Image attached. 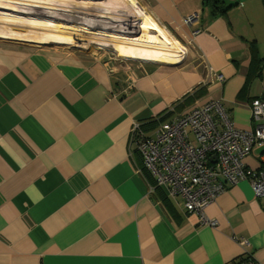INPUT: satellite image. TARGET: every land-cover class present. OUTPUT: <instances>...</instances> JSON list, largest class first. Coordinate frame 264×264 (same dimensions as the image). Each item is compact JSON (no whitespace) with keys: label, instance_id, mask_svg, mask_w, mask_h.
<instances>
[{"label":"crops","instance_id":"0c3cea01","mask_svg":"<svg viewBox=\"0 0 264 264\" xmlns=\"http://www.w3.org/2000/svg\"><path fill=\"white\" fill-rule=\"evenodd\" d=\"M211 1L146 0L184 25L209 74L191 106L218 99L232 123L251 128L250 100H264V0H214L219 10ZM64 78L0 62V264H264V197L246 180L204 208L216 224L204 223L180 196L151 188L140 163L132 120L145 129L162 103ZM253 148L245 170L264 168V146Z\"/></svg>","mask_w":264,"mask_h":264},{"label":"rangeland","instance_id":"374dc122","mask_svg":"<svg viewBox=\"0 0 264 264\" xmlns=\"http://www.w3.org/2000/svg\"><path fill=\"white\" fill-rule=\"evenodd\" d=\"M78 8H80V10H78ZM17 17L19 19H16ZM149 18L155 28L148 25ZM41 20L44 22H41ZM50 20L55 21L56 23L63 22L67 27L60 29L57 25L49 23L48 21ZM41 24L44 26H41ZM25 26L27 28L35 27L37 30L46 29L49 32L52 31L60 33L57 34L50 32V34L57 35V37L60 38L44 35L48 38L59 41H57V46L53 47L52 52L50 54L47 53L49 55L48 57L58 59L61 53H66L72 56L70 61L77 64L78 58L81 57H115L112 53V47L108 51H104L96 50L90 44L89 46L84 45L83 41H91L86 40V38H89L86 36L93 37V41H98L97 39L101 38L103 41L107 40L113 43L118 42L121 37L127 38L130 40L129 43L133 46V48L138 50H124L125 52H123V55H126V52H139L144 56H153L152 53H154V55H157L155 57L161 59V61L164 60V58H167L170 50H172V48L169 49L170 45L173 46V49L184 50L186 57H188L194 69H185L186 71L182 72H178L179 70H177L175 75L176 77L184 76L185 78H188V76L184 75V73L190 72L192 76L189 77V82L183 86L180 91L176 92L173 96H171V98L161 101L162 105L158 112H161V114L157 115V119L153 118L154 121L147 124L148 128L147 126H144L145 129H148V133L154 132L162 122L168 120V117L160 121L158 118L160 119L164 115H175L182 112V110L191 106L194 101L201 100L203 95H195L196 97L194 100L190 101L184 108L180 109L176 107L173 112L168 113V109H166L167 105L173 104H170V102H173L179 96H181L180 99H182L185 95L193 93L195 89L207 84V82L210 81L208 72L201 64H199L196 54L187 45L188 43L186 40H188L189 35L185 34L181 30L184 25H176L173 22L163 20L161 17L157 16L153 10L147 7L146 0H0V28L7 30V32L0 30V62L9 61L11 65L22 62L28 64L34 69L49 70L54 73H58L64 78V75L57 71L49 68H41L38 65H33L24 61V51H14V49L22 47L12 44L10 40L14 41V43L16 40L20 41L19 38H21V33H24L20 28L26 29ZM70 28H72V30ZM155 29H158L160 33ZM69 32H72L75 35L79 34V36H83V41L81 38L71 36ZM38 35L39 34L34 36L38 38ZM162 35L167 37L168 42L164 41ZM91 37L89 39H91ZM79 40H81V42ZM52 43L55 44L54 42ZM126 46L131 47L130 45ZM73 49L75 50L73 51ZM35 52H37L38 55H42L44 53L41 52L40 54V52L36 50ZM54 53H57L58 55H54ZM47 54L43 55V57H47ZM116 58L137 66L153 67V65H155L153 63L144 62L141 57L135 58L131 56H116ZM162 63V69L165 70H172L176 66L174 63ZM115 72L120 73L121 77H127L124 80H141V77L134 73V70L130 72L127 69L121 68L115 70ZM65 81L68 82L66 79ZM142 81L147 82L145 79ZM150 83L154 85L155 81L151 80ZM107 86V89L110 90L111 84ZM204 88L205 87L203 86V89ZM121 90V88H115L116 92L113 93L128 96L125 93L127 91L122 92L123 90ZM106 93L107 95H116L110 92ZM128 93L131 92L128 91Z\"/></svg>","mask_w":264,"mask_h":264},{"label":"built area","instance_id":"2783aa9c","mask_svg":"<svg viewBox=\"0 0 264 264\" xmlns=\"http://www.w3.org/2000/svg\"><path fill=\"white\" fill-rule=\"evenodd\" d=\"M195 19L192 13L183 22L190 25ZM215 78L224 81L222 74ZM249 110L251 128L232 123L218 99H208L170 117L152 135L133 120L131 136L142 168L154 175L151 188L164 187L172 197L180 196L188 211L210 225L216 221L205 217L204 208L228 187L246 180L255 197H264V168L245 170L242 164L253 147L264 146V100L251 98ZM245 264L253 263L248 260Z\"/></svg>","mask_w":264,"mask_h":264},{"label":"bare ground","instance_id":"6f19581e","mask_svg":"<svg viewBox=\"0 0 264 264\" xmlns=\"http://www.w3.org/2000/svg\"><path fill=\"white\" fill-rule=\"evenodd\" d=\"M80 10V8H78ZM52 16V14H51ZM16 19H19L18 17ZM41 22H44L41 20ZM51 24L57 25L60 29L67 27L63 22L56 23L55 21H48ZM148 25H152V21L149 18ZM41 26H44L41 24ZM46 27V26H45ZM154 27V26H153ZM26 29L20 28L23 30L24 33H21L20 41H12V44H16L22 48H16L14 51L25 52L23 54L24 61L29 62L33 65H38L39 67L43 68H49L54 71H57L61 73L64 76H68L71 78H79L91 82L99 83L103 86L108 87L107 85L111 84L110 88H121L123 91H129L136 96H141L145 99L154 101V102H161L162 100H165L169 98L170 96H173L176 92L180 91V89L185 86L192 74L190 72L184 73V75H187L188 78L182 77H176V72H182L186 71L185 69H194L193 65L191 64L188 57H186V53L182 49H173V46L170 45L169 55L167 58H164V60L161 61V59L155 57L157 55H149L144 56L141 55L139 52H133V53H127L126 55H123L124 50H138L136 48H133V46L129 43V39L127 38H119L118 42H110V41H103V39H97L98 41H93V37L91 39L86 38V40L91 41H83V36H79V34H74L72 32H69L71 36L76 38H81L84 42V45L89 46L92 45L96 50H104L108 51L112 47V53L115 55V57H105V56H94V57H81L78 58V64L72 63L70 60L72 56L70 54L61 53L59 55L60 57L58 59L53 57H48L49 55L47 53H51L53 47L57 46L58 40H54L51 38H48L44 35L57 37V35L50 34L52 31H48L46 29L37 30L35 27L27 28ZM155 28V27H154ZM72 30V28H70ZM0 30H4L7 32V30L0 28ZM70 30V31H71ZM157 30L159 33L160 31ZM57 33V32H52ZM38 35V38L35 37ZM60 34V33H57ZM35 35V36H34ZM165 42H168L167 37L162 35ZM41 38V39H39ZM48 38V39H47ZM60 38V37H57ZM18 39V40H19ZM51 40V41H50ZM48 41V42H46ZM58 41V42H57ZM81 42V40H79ZM78 41V42H79ZM117 41V40H116ZM54 42L55 44H53ZM98 42V43H96ZM148 44V43H147ZM126 45H130L126 46ZM44 52L42 55H38L37 52ZM75 49H73L74 51ZM32 52V53H31ZM99 52V51H96ZM111 52V51H110ZM47 57H43V55H46ZM53 54V53H52ZM54 55H58L57 53H54ZM28 56V58H27ZM116 56H131L135 58L141 57V59L144 62L153 63V67L150 66H137L131 63H127L124 61H121L116 58ZM67 58V59H66ZM54 59V60H52ZM162 62H168L170 64L176 65L174 69L172 70H165L163 68ZM127 69L128 71H135L134 73L138 74L139 77H141L140 81L134 80V79H128L124 80L127 77H121L120 73L115 72V70L118 69ZM114 71V72H113ZM122 78V79H121ZM145 79L147 82H143L142 80ZM155 81L154 85L150 83V81ZM183 80V81H180ZM159 82V83H157ZM121 90V91H122Z\"/></svg>","mask_w":264,"mask_h":264},{"label":"trees","instance_id":"16d2710c","mask_svg":"<svg viewBox=\"0 0 264 264\" xmlns=\"http://www.w3.org/2000/svg\"><path fill=\"white\" fill-rule=\"evenodd\" d=\"M206 1H208V0H206ZM211 6L213 7V9H215V10H219V9H223V8H225V6L221 3V2H217V1H214V0H212L211 2ZM219 3H221V4H219ZM212 9V10H213ZM260 62H261V58H260V60H259ZM259 61H255L254 62V65H255V63L256 62H259ZM203 86H205V85H202L201 87H199V88H197V89H195L194 91H193V93H190V94H187V95H185L181 100H179L180 98H181V96H179V97H177L172 103H173V105H175V107L174 108H184L187 104H189V102L190 101H193L194 100V98L196 97L195 95H197V96H201V95H204L205 93H206V89L204 88L203 89ZM203 92V93H202ZM179 109V110H180ZM178 110V111H179ZM169 113V112H168ZM161 114V113H160ZM160 114H158V115H160ZM169 116H171V114L170 115H164V116H162L160 119L158 118V120H162V119H165V118H167V117H169ZM154 119H157V116L156 117H154ZM146 122V125H144V126H147V124L149 123V122H152V121H154L153 120V118H150V119H146L145 120ZM147 128H148V126H147ZM145 130H148V129H145ZM141 161V160H140ZM141 163V162H140ZM243 260H245V259H239V260H237V261H239L240 263H242V261ZM237 261H233L231 264H239V262H237Z\"/></svg>","mask_w":264,"mask_h":264},{"label":"flooded vegetation","instance_id":"af4514ba","mask_svg":"<svg viewBox=\"0 0 264 264\" xmlns=\"http://www.w3.org/2000/svg\"><path fill=\"white\" fill-rule=\"evenodd\" d=\"M179 100H181V99H179ZM169 107H171V105H167V108H169Z\"/></svg>","mask_w":264,"mask_h":264},{"label":"water","instance_id":"95a60500","mask_svg":"<svg viewBox=\"0 0 264 264\" xmlns=\"http://www.w3.org/2000/svg\"><path fill=\"white\" fill-rule=\"evenodd\" d=\"M175 97V96H174Z\"/></svg>","mask_w":264,"mask_h":264}]
</instances>
